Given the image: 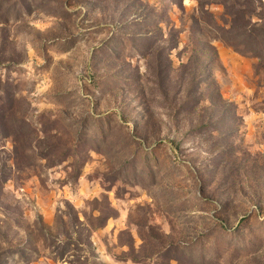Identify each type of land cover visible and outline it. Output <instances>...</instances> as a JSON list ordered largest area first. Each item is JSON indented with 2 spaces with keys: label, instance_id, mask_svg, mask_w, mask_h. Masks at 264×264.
<instances>
[{
  "label": "rangeland",
  "instance_id": "1",
  "mask_svg": "<svg viewBox=\"0 0 264 264\" xmlns=\"http://www.w3.org/2000/svg\"><path fill=\"white\" fill-rule=\"evenodd\" d=\"M0 264H264V0H0Z\"/></svg>",
  "mask_w": 264,
  "mask_h": 264
}]
</instances>
